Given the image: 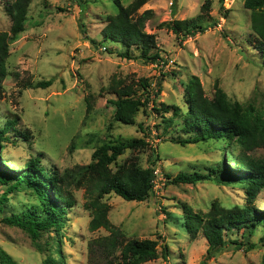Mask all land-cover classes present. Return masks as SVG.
Returning <instances> with one entry per match:
<instances>
[{
  "label": "rangeland",
  "instance_id": "1",
  "mask_svg": "<svg viewBox=\"0 0 264 264\" xmlns=\"http://www.w3.org/2000/svg\"><path fill=\"white\" fill-rule=\"evenodd\" d=\"M134 1L122 3L128 6ZM205 1L147 0L139 13H154L145 31L156 36L154 52L159 51L161 60L151 64L124 58L126 50L121 46L103 42L106 18L117 14L113 0H33L25 31L10 44L11 75L0 93V128L16 121L10 134L29 132L31 138L17 135L14 144L5 145L2 159L10 170L21 172L30 160L39 158L58 177L63 193L74 205L61 232H45L36 243L25 231L2 221L36 205V196L29 191L9 195L0 212V247L19 264H44L47 258L56 259L57 264H104L90 253V243L110 232L105 228L90 230L92 214L86 205L97 195V181L88 170L94 163V151L116 140L146 138L150 143L148 148L128 149L118 164L133 160L143 168L157 164L155 188L147 201L130 202L115 194L103 199L110 206L112 226L126 240L159 241L160 257L145 264H201L206 259L208 243L202 233L196 238L187 233L185 206L207 214L215 202L225 208L246 205V187L231 182L227 173L238 171L235 160L244 155L243 148L227 140L175 144L171 138L185 136L181 127L163 133L162 121L171 113L158 111L162 104L186 111L188 84L198 77L208 98H213L219 87L232 103L253 105L264 116V65L249 41L251 12L245 8V0H211V11L203 19L207 30L185 40H178L172 30L162 26L203 15ZM12 3L0 0V32L11 28ZM173 3L177 5L175 15ZM215 21L217 27L212 25ZM132 51V56L138 55L136 49ZM143 79L150 86L147 92L141 87ZM50 80L52 85L47 89L25 87ZM114 81L133 85L139 95L149 96V107L141 109L135 125L114 120L115 107L110 102L116 97L109 89ZM247 154L264 159V147ZM214 168L222 173H214L212 180L196 185L170 184L180 173L200 170L208 174ZM3 193L0 186V198ZM256 205L264 212V190ZM227 234V240H249L257 247L245 252L228 246L205 264H264V242L260 241L264 227L253 236Z\"/></svg>",
  "mask_w": 264,
  "mask_h": 264
},
{
  "label": "trees",
  "instance_id": "2",
  "mask_svg": "<svg viewBox=\"0 0 264 264\" xmlns=\"http://www.w3.org/2000/svg\"><path fill=\"white\" fill-rule=\"evenodd\" d=\"M117 7V14L110 15L104 22L102 30L103 42L121 46L125 53L122 57L140 59L147 63H160L157 39L154 34L145 31L147 21L154 13L151 10H139L147 0H135L124 6L123 0H113ZM33 0H13L11 5L12 25L8 32H0V93L4 89V81L11 75L8 69L10 58V44L25 31L29 9ZM177 3V2H176ZM211 0H206L202 6L203 15L192 19L174 20L162 24L172 30L178 40H185L197 34L204 33V17L211 11ZM173 14H176L177 5L172 4ZM245 8L251 12L252 33L249 36L253 48L259 53L264 65V0H245ZM218 22L212 23L217 27ZM84 27V26H82ZM133 49L138 52L132 56ZM110 91L116 97L110 103L115 107L114 120L125 125H135L136 117L141 109L149 106V96L139 95L133 85H121V81H114ZM145 92L150 88L146 79L140 81ZM52 81H42L25 84L29 89H47ZM186 99L187 110L178 106L161 105L165 114L171 117L163 122V133L171 127L180 126L185 136L171 138V142L186 146L210 140L236 141L244 151V155L235 161L238 171H227L230 181L246 187V205L233 208L222 207L215 202L207 214L195 213L188 206L184 207L185 227L191 238L202 233L208 243V252L205 262L228 246L235 250L249 252L257 244L249 240H227V233H244L253 236L258 228L264 227V212L256 205V200L264 190V159L249 156L247 152L264 147V116L253 106H244L232 103L228 95L217 87L213 98H208L198 77H193L188 84ZM16 121H9L0 128V186L4 189L0 198V212L4 211L5 204L9 202V195L19 191L32 192L37 198V204L29 210L20 211L5 216L2 221L28 233L33 242H38L41 235L51 230L61 232L66 222L65 217L74 205L71 198L63 193L60 181L55 173L44 167L39 158L30 160L21 172L10 170L2 159V150L8 143L16 142L17 135L30 139L29 132L10 134L16 127ZM158 127H161L160 125ZM144 132L145 129L141 128ZM149 131V130H148ZM150 136V133H146ZM186 137V138H184ZM143 139L127 141L116 140L113 143L98 147L92 158L94 163L88 172L97 181L95 191L97 195L90 197L86 207L91 210V231L105 228L110 235L100 237L90 243V253L99 256L104 264H145L157 260L159 256V241L152 239H129L109 220L110 206L103 202L105 196L115 194L126 201L145 202L152 195L155 188V170L157 165L153 162L148 168L141 167L135 160L118 164L120 156L128 149L148 148L150 143ZM222 170L214 168L211 173L200 170L180 173L170 184L196 185L202 181L212 180L214 173ZM170 178V177H168ZM55 197H54V196ZM264 242V236L260 240ZM167 251L165 248L164 252ZM165 255V254H164ZM93 257L91 256V259ZM57 260L47 258L44 264H57ZM0 264H19L8 252L0 247Z\"/></svg>",
  "mask_w": 264,
  "mask_h": 264
},
{
  "label": "water",
  "instance_id": "3",
  "mask_svg": "<svg viewBox=\"0 0 264 264\" xmlns=\"http://www.w3.org/2000/svg\"><path fill=\"white\" fill-rule=\"evenodd\" d=\"M240 54L242 53L241 51L239 52ZM244 58L246 59V56L244 55Z\"/></svg>",
  "mask_w": 264,
  "mask_h": 264
},
{
  "label": "built area",
  "instance_id": "4",
  "mask_svg": "<svg viewBox=\"0 0 264 264\" xmlns=\"http://www.w3.org/2000/svg\"><path fill=\"white\" fill-rule=\"evenodd\" d=\"M155 173H157V172H155Z\"/></svg>",
  "mask_w": 264,
  "mask_h": 264
}]
</instances>
